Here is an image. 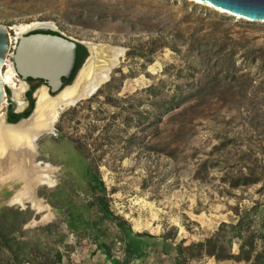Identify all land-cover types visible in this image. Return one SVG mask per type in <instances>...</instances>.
I'll return each mask as SVG.
<instances>
[{
    "label": "rangeland",
    "instance_id": "rangeland-1",
    "mask_svg": "<svg viewBox=\"0 0 264 264\" xmlns=\"http://www.w3.org/2000/svg\"><path fill=\"white\" fill-rule=\"evenodd\" d=\"M0 24L124 51L36 140L54 186L0 182V264L20 238L38 261L60 251V264H125L129 240L126 264H260L181 253L238 214L245 225L225 229V243L237 254L252 233L264 264V23L193 0H0ZM7 94L1 119L27 107L23 91Z\"/></svg>",
    "mask_w": 264,
    "mask_h": 264
},
{
    "label": "bare ground",
    "instance_id": "bare-ground-1",
    "mask_svg": "<svg viewBox=\"0 0 264 264\" xmlns=\"http://www.w3.org/2000/svg\"><path fill=\"white\" fill-rule=\"evenodd\" d=\"M19 26V27H18ZM30 24L12 25L10 34L11 43L20 33H25ZM18 31L16 34L13 31ZM92 57L86 62L78 74L72 87H68L55 97L46 94V88L41 86L35 93L36 109L32 117L24 120L15 127L4 126L0 118V182H18L24 190H31L35 185L53 187L51 171L54 169L49 162L37 160L38 153L31 145L35 134L53 135V126L57 123L61 112L78 102L87 99L93 92L92 86H99L109 78L108 67L112 62L119 63L123 51L119 48L88 46ZM8 56V54H7ZM5 59L0 75L3 83L15 92H24L26 89L23 81L17 78L12 63ZM117 58V61L115 60ZM116 67V66H115ZM83 94L82 98L76 96ZM21 104V103H20ZM21 197L17 192L10 199V204H19Z\"/></svg>",
    "mask_w": 264,
    "mask_h": 264
},
{
    "label": "water",
    "instance_id": "water-1",
    "mask_svg": "<svg viewBox=\"0 0 264 264\" xmlns=\"http://www.w3.org/2000/svg\"><path fill=\"white\" fill-rule=\"evenodd\" d=\"M193 1L211 6L212 8L221 11L222 13L228 14L232 17L244 19L249 22L264 23V0ZM10 32V26L0 24V70L5 64V59L11 46ZM17 32L18 31L15 30L13 31L14 34H16ZM77 44L82 43L73 41L69 38L64 37L61 34L53 35L46 33H20V35L15 40L14 51L11 57L12 65L14 67L16 76L21 81H26L27 79L41 81V86H44L46 88V94L48 95V97L55 98L59 96L64 89L72 87L75 84L79 72L86 64V62L92 57L88 49L89 45L93 47H113L105 44L84 45L88 55L84 59L80 68L76 71L71 82L69 84H65L63 80L70 76L75 65ZM119 49L123 51V49ZM115 60L117 61V58ZM114 64L115 62H112V64H110V66L108 67L109 77L113 68H115V66H117L119 63H117L116 65ZM101 85L97 87L96 85L92 86L93 92L89 97L94 95ZM41 86L37 87L32 94V97L34 98V107L31 114L27 118H23L15 123L8 122L5 116L2 119L4 126L15 127L22 121L28 120L32 117L36 109L35 93ZM5 87L6 85L3 83V80L0 75V106L5 102L7 104L10 103ZM8 90L13 89L8 88ZM28 90L29 89L26 87L23 92L24 98ZM79 97L82 98L83 94L76 96L74 100ZM40 135L41 133L35 134L32 140L30 141L31 145L34 148H36V140L39 138Z\"/></svg>",
    "mask_w": 264,
    "mask_h": 264
},
{
    "label": "trees",
    "instance_id": "trees-1",
    "mask_svg": "<svg viewBox=\"0 0 264 264\" xmlns=\"http://www.w3.org/2000/svg\"><path fill=\"white\" fill-rule=\"evenodd\" d=\"M31 33H46V34H53V35H59L57 31H54L52 29H36L32 31ZM88 53L84 45L77 44L76 49V60L74 68L70 74V76L66 79H64L65 84H69L71 80L73 79L77 69L83 62V60L87 57ZM27 81H32V79H27ZM41 82V81H40ZM42 83V82H41ZM36 88L31 87L30 90L26 93L27 99L29 101V106L27 110L20 114H12V118L8 119V122L15 123L23 118H27L34 107V98L32 97V94ZM8 92V89H7ZM11 108V105H10ZM101 189H104V184L100 182ZM5 211H12L16 214H18V211L11 210L8 208L4 209ZM238 219L235 224H226L222 223L217 230L210 238L206 239L204 243L199 244H191L189 247H181V253L185 250H192V249H199V254H206L209 257L214 258L215 260H234L237 262H250L253 260H256L261 264V259H258V256H252V249H253V234L249 233L247 237L243 240L242 243L238 245V253L233 254L231 245L225 243L223 239V234L225 229L227 228H243L244 227V217L240 214L237 215ZM258 232L262 233L261 229L258 228ZM16 245V250L13 252L14 256L10 264H60L62 261V255L60 251H55L54 254L51 257H47L44 259V261H38L36 257L32 256V253L30 252L29 248V241L24 240L22 238L13 240ZM136 248V247H135ZM133 247V243L131 240L127 243V253L125 260L123 262L128 263L129 260L133 257L136 250ZM6 261H2L4 264ZM114 264H121L120 262H114Z\"/></svg>",
    "mask_w": 264,
    "mask_h": 264
},
{
    "label": "flooded vegetation",
    "instance_id": "flooded-vegetation-1",
    "mask_svg": "<svg viewBox=\"0 0 264 264\" xmlns=\"http://www.w3.org/2000/svg\"><path fill=\"white\" fill-rule=\"evenodd\" d=\"M64 81V80H63ZM29 89V88H28ZM30 90V89H29ZM28 90V91H29ZM27 93V92H26ZM24 103H26L27 105V107H26V109H25V111L27 110V108H28V106H29V101H28V99H27V96H26V94H25V98H24ZM11 105V104H10ZM25 111H23V112H25ZM22 112V113H23ZM12 114H20V113H18V112H16V111H14V109H13V105H11V108H10V106H9V109L7 110V112H6V119H7V121H8V119L9 118H12Z\"/></svg>",
    "mask_w": 264,
    "mask_h": 264
}]
</instances>
